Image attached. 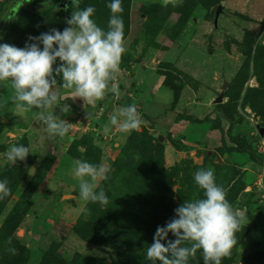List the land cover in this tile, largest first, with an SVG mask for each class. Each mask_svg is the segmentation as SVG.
I'll return each mask as SVG.
<instances>
[{"label":"rangeland","instance_id":"374dc122","mask_svg":"<svg viewBox=\"0 0 264 264\" xmlns=\"http://www.w3.org/2000/svg\"><path fill=\"white\" fill-rule=\"evenodd\" d=\"M50 1L55 6L42 14L20 8L13 16L9 10L16 21L0 44L24 48L35 43L29 36L69 27L65 21L77 10L71 0ZM110 3L80 0L79 8L94 6L93 19L107 30ZM6 5L0 0V16ZM122 7L127 50L105 99L84 104L58 76L60 101L69 98L81 113L61 104L66 111H27L25 117L37 119L43 111L66 120L72 126L66 136L44 141L0 103V181L7 179L11 189L0 200V264H161L147 259V248L158 226L178 218L175 209L183 201L203 198L194 181L201 168L214 169L228 201L244 214L237 244L221 264H264V0H122ZM133 104L148 117L139 113V130L121 133L110 118L123 122L121 111ZM177 113L218 117L223 134L210 122L175 123ZM229 135L246 139L249 150H234ZM12 145H30L26 161H7ZM47 151L50 169L33 190L31 177ZM76 160L110 166L96 189L104 190L106 205L79 198ZM79 223L92 224L103 240L81 239L73 230ZM175 240L168 233L161 243ZM184 246L190 242L178 247ZM165 255L174 258L171 251ZM188 264H204L202 250Z\"/></svg>","mask_w":264,"mask_h":264},{"label":"clouds","instance_id":"9594fccd","mask_svg":"<svg viewBox=\"0 0 264 264\" xmlns=\"http://www.w3.org/2000/svg\"><path fill=\"white\" fill-rule=\"evenodd\" d=\"M76 11L66 19L69 27L62 32L51 29L38 37L29 36L35 43L20 48L8 43L0 44V82L10 81L14 89L13 102L17 108L28 111L60 107V96L56 91L57 77H62L61 87L74 89L75 98L84 104L95 105L106 97L109 84L116 81L121 69L122 56L126 52L122 0H111L107 7L111 11L108 29L104 30L93 19L95 8H79L80 0H71ZM175 6V5H174ZM3 37L0 36V39ZM40 44L43 45L41 50ZM60 61L57 68L53 65ZM113 93L119 91L115 85ZM66 111V107H60ZM89 115V114H88ZM120 122L117 116L110 118L112 126H118L121 133L139 130L142 119L136 105L123 109ZM40 120L46 125L42 131L50 137H64L71 130V124L51 113L40 112ZM110 131L105 126V132ZM30 145H12L6 153L8 162L26 161ZM74 175L79 178V198L84 202L106 205L108 197L103 189L96 191L99 180H107L111 172L109 165H94L87 161H74ZM87 178V179H86ZM195 184L203 190V198L183 201L175 209L178 218L165 227H157L154 243L147 248V259L161 264H188L198 250H202L204 264H221L229 257L237 244L236 233L241 230L244 214L234 209L227 199V192L217 184L214 169L201 168L194 174ZM11 193L7 179L0 181V200ZM168 233L176 237L166 247L161 240ZM182 242L190 246L178 247ZM9 243L11 241L9 240ZM15 254L14 248L9 249ZM172 252L174 258L165 254Z\"/></svg>","mask_w":264,"mask_h":264},{"label":"trees","instance_id":"16d2710c","mask_svg":"<svg viewBox=\"0 0 264 264\" xmlns=\"http://www.w3.org/2000/svg\"><path fill=\"white\" fill-rule=\"evenodd\" d=\"M60 104L68 106L75 113H81L74 106V104L71 102V100L69 98H65V99L61 100ZM10 110H12V113H13L12 107ZM137 111L140 114H142L143 116L148 117V115H146L142 109L137 108ZM13 116H14V114H13ZM173 121L175 123H177L179 121H186V122H190V123L210 122V129H217V130H219V132L221 134H223V129L220 126V119L218 117L211 119L208 117V115H205L202 118H195L192 115L177 113L175 115ZM229 139L232 143H234V146H233L234 150L241 152V153H245L249 150V144L246 141V139H244L243 137H240L238 135H229ZM49 158H50V153L47 151L43 155V157L41 158V161L39 162L37 168L35 169L32 177H31V184H32L33 190L38 189V187H40L41 184L43 183V180L45 179V177H46V175L50 169ZM28 210H29V206H26L25 208H23V210H22L23 215H25L28 212ZM73 230L81 239L86 240L88 242H93V243L99 242L100 243V240H103V239H97L98 237H96V234H98V231H97V233H95L94 229H92V224H88L86 226L84 223L83 224L79 223V224H76L75 226H73ZM116 251H118V249H116Z\"/></svg>","mask_w":264,"mask_h":264},{"label":"flooded vegetation","instance_id":"af4514ba","mask_svg":"<svg viewBox=\"0 0 264 264\" xmlns=\"http://www.w3.org/2000/svg\"><path fill=\"white\" fill-rule=\"evenodd\" d=\"M9 1L12 2V3H10ZM14 1L15 0H7L8 4H10V5H6L7 8L5 10V13H3L0 16V20L3 19V18H5V17H7V15L9 14L10 8L17 7V5L19 4L18 3L19 1L18 0L15 1V2ZM22 1L23 2H26L25 0H22ZM13 3H15L16 5H14ZM59 5H60V7H65V3L64 2H60ZM54 6H55V4L52 1H50V0H42V1L30 0V1H28L27 6L18 7L17 9L19 10L20 8H23V9H26L28 11H35L38 14H42V11L45 8H52ZM12 19H15V17H12ZM13 24H15V23L13 21H11L10 22V26H9V30L5 34H7L10 31V29H11V27H12ZM5 34H3L2 37H4ZM1 40L2 39H0V41ZM11 88H12V85H11V82L10 81H7V82H5L2 85L0 91L3 93V97L0 98V103L3 106L6 104V107H7L8 111H9V113L15 119V117L13 116L12 110L9 109V106H11V103H12L11 98H10V92H9V90ZM13 92H14V89H13ZM14 108H17L16 107V104L14 106H12V109H14ZM17 110H18L17 113H19V114H21L23 116H26L27 115V111L25 112L21 108H17ZM37 119H39V117ZM32 131H33V129H32ZM35 133H36V136L41 137V139H43L44 141H47L50 138H52L47 133L43 132L42 130L40 132L36 130Z\"/></svg>","mask_w":264,"mask_h":264},{"label":"water","instance_id":"95a60500","mask_svg":"<svg viewBox=\"0 0 264 264\" xmlns=\"http://www.w3.org/2000/svg\"><path fill=\"white\" fill-rule=\"evenodd\" d=\"M18 1H19L18 2L19 4L17 5V7H14V8L10 9V13L13 11V14H14L13 16H15V12L17 11L18 7L27 6L28 1H30V0H25L26 2H23L22 0H18ZM218 17H219V13L216 12L215 15H214V19H213L214 25L217 24ZM11 21H13V22L16 21V19H12L11 15H10V17L7 16V17H5V18L0 20V35L1 36H3V34H5L9 30V26H10V22ZM4 83L5 82H0V89H1V87H2V85ZM9 92H10V98H11V101H12L11 106L9 107V109H11V107L13 105H15V103L13 102V99H12V97L14 96L13 88H11L9 90ZM2 97H3V93L0 91V98H2ZM221 99H222V97L220 95L219 97H217L216 102H220ZM17 112H18L17 108H14L13 109V114H14L15 119L23 122V124L30 125L33 129H35V130H37L39 132L41 131V129L46 128V125L43 124V122L40 120V118L39 119H35L34 117H25V116H22L21 114H18ZM259 131H260V133L262 135H264V127L259 128Z\"/></svg>","mask_w":264,"mask_h":264}]
</instances>
